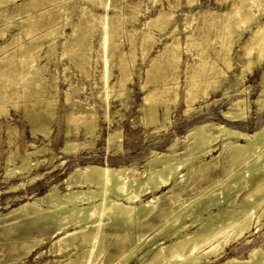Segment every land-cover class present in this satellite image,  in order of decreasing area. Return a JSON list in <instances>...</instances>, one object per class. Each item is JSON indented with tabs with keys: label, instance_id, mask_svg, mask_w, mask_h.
<instances>
[{
	"label": "bare ground",
	"instance_id": "bare-ground-1",
	"mask_svg": "<svg viewBox=\"0 0 264 264\" xmlns=\"http://www.w3.org/2000/svg\"><path fill=\"white\" fill-rule=\"evenodd\" d=\"M1 1L3 0H0V4ZM36 1L38 0H28V3L35 4ZM47 1L46 3L49 4V2L51 3L55 0ZM152 1L155 2L157 0ZM222 1L226 2V0ZM65 3L64 5H66ZM194 3L199 7L197 18H199L201 23L198 22L196 25L199 32L196 36L197 38L189 33L186 34V38H190L189 49L191 48L190 45L193 40L204 51L193 56L192 64H189L187 59L184 61V66H186L185 71H183L186 73H184L185 80L183 78V81H185L183 101H185L186 105L184 113L196 110L192 104L196 100H202L205 102V105H208L209 102L207 99L210 97V94L220 89L223 95L229 99L228 108L227 110H222L221 115L234 125V128L211 122L210 124L201 123L193 125L186 131L184 140L182 141L185 144V152L182 153L184 150L180 151L182 157H178V152L176 153L175 151L177 144L173 142L168 146L169 152L161 153L151 150L150 156L146 159L144 165L142 164V170H139L134 164H118L117 166H113L107 161L102 164L89 162L83 165H76L68 172L66 178L63 180L65 185L63 192L58 190L57 184H52L43 195L31 194L28 197L31 201L24 203L20 201L21 203L14 204V206L17 205L16 207L9 206L10 201L8 200L5 206L7 210L0 212V224L5 223L3 224L4 226L0 225V236L6 237L8 239L7 241L9 239L14 240L15 242L13 244H16L17 240H20V243H17L19 245L26 244L30 238L37 243H41V240L37 238L39 236L38 233L43 231L47 226L54 227L53 234L56 239L52 241L51 246L52 249L55 247V252L63 253L71 247L77 248L81 246V251L74 252V257L67 256L62 264H130L133 259L137 260V264H203L210 262L211 258L217 259L222 255L227 246L243 238L246 233L251 231L254 234L260 230L264 221V122L253 133H247L238 127L242 126L247 118V106L245 104V98L241 94L245 92V89L242 90L239 88L244 82L245 75L251 74L257 66L262 67L260 75L261 86L254 103L259 111H264V0H232L226 8L222 7V9H212L209 7V4L207 7H204L199 0H194ZM207 3H210V0H207ZM218 4L221 3L218 1ZM100 18L104 19L105 16H100ZM166 18H168V15L165 16V14L163 15L160 12L156 16L150 17L147 24L150 27L160 25ZM220 21L223 23H218ZM31 22L32 19L30 18L27 26ZM108 27L107 24H103L102 33L99 36L100 45L104 49L109 41V37L113 35L111 34L109 36L107 32ZM113 27V33L115 34L118 30V25L114 24ZM185 27L189 26L186 25ZM145 30L143 32L144 42H141V51L143 53L149 51L159 41L151 29L147 30L145 28ZM55 31V29H49L45 34L48 36L55 35ZM190 32L192 33V31ZM208 37H210V46H202L201 42ZM118 44L120 45V43ZM171 44L168 41L162 43V48L156 50V56L151 58L150 65L147 68L146 80L148 83L149 80L155 78V75H157L158 71H156L155 64L156 62L158 63L162 53L173 56H169L173 58V61L171 62L170 60L169 63L172 66V70L176 69L175 64L180 59L179 54L173 50L178 47L179 43L176 42L173 46ZM89 45L86 47L81 42L76 41L66 46L69 47V49L67 48L68 57L75 60L76 66L83 67L88 58L85 51L91 49ZM208 47L213 50L212 54L206 51ZM35 48V46H19L16 49L20 51V55L7 58L9 59L6 60L7 62L10 61L12 65L15 62H19L23 67H27L29 72L26 75L23 73L18 76L11 74V76L0 78V98L5 96L7 82H13L17 78L21 85V81L29 80L30 76H34L39 71L33 66L35 62V56L33 54L36 51ZM233 52L234 55L232 54ZM116 53L119 54L120 52ZM125 53L121 52V55L119 54V59L117 63L115 62L118 66L123 64L127 56ZM101 58L104 61L105 69L108 66L107 63L110 56L102 53ZM233 60L238 61V64L236 63L238 65V72H232L233 75L231 78L227 75V70L233 69ZM10 66L11 64L5 67L9 68ZM5 67L2 69H5ZM154 68L156 69L153 70ZM167 70L170 71V69ZM189 70L190 72H188ZM159 71L162 72L161 69ZM119 73L120 76H117L116 80L114 78L115 81L112 82L111 86L102 82L101 95L104 100H107L108 94L115 93L116 96H123L125 98L128 95L130 88L127 87V84L132 82L133 73L125 64ZM176 73L172 72L171 74L173 75H170L174 82V87L166 82V84L163 83L152 88L147 86L148 88L145 89L144 85L140 88L143 91V95L141 103L138 106L139 109H137L143 113L142 120L145 125H155L156 128H163V130L168 127L169 104L170 102H176L179 96L177 91V85L179 84L177 76L179 74ZM167 74L169 76V73ZM104 75L107 76L106 73ZM159 76H162L161 73ZM34 77L36 78V76ZM164 78L161 81L159 78L157 80L162 83V80H167ZM222 78L225 82L221 88ZM25 84L27 85L28 83ZM170 91L171 93L173 92L174 97L172 99L164 97L165 93L168 92L170 94ZM27 94H29L28 91ZM168 94L167 96H169ZM22 98L24 99L25 96L23 95ZM121 102L127 103L125 99H121ZM48 104L50 103L48 102ZM120 106L123 105L120 104ZM159 107H161L163 113L162 120L159 118ZM33 108L23 107L24 116L30 125V133L31 135L33 134V137L37 133L46 136L49 129L48 124L50 120L48 118L50 115L47 113L49 116L46 118L44 116L47 114L43 116L40 114L41 112H36L35 108L34 110ZM107 109L103 113V117L108 122V126H110V122L113 119L109 118ZM47 111L50 112L48 109ZM68 112L69 120L70 122L72 121L74 126L72 127L71 125L74 128L73 135L76 136L78 128L82 126L83 134L85 135L82 143L84 146L91 147L97 136V116L92 110H86L84 114L79 115H72V112ZM116 123L117 128H108L105 144L107 146L106 148L116 145L120 150L123 142V133L119 120ZM214 129L216 131H213ZM157 130L155 129V134L158 132ZM69 133L71 134L72 132L67 129L66 134L68 135ZM12 134L15 133L12 132ZM176 141L178 140L176 139ZM80 142L75 137H67L64 147L61 148V152L68 154L71 151H76L77 148L81 147ZM217 142L219 143L217 147L219 153L213 156L212 151ZM31 146L34 149L30 152L25 150L23 155H19L17 150H13L6 155L7 157L3 167L5 168L6 178H12L16 174H23L32 166L43 162V160L40 161L35 156L40 152L49 150L45 147L37 148L34 146V143H31ZM206 154L211 155L209 161H203L201 158ZM31 156H34L36 160L33 161ZM221 157L224 159V162L223 164L221 163L222 166H219L218 158ZM16 158L20 159V164L15 162ZM61 163L64 162L62 161ZM35 180L36 176H33L29 179V183L31 184ZM200 181H203V184ZM23 185L24 182L21 181L18 184L8 187L9 190H14ZM165 188H167V191L164 190ZM18 198V196H15V199L18 200ZM42 204H44L45 208L42 207ZM146 227H150L148 230L152 229V232L145 234L144 230ZM158 231L162 232L159 233ZM133 233L134 237L132 235ZM131 235L132 238H135L133 241ZM159 235L162 236L158 237ZM109 237H117V250L114 248L116 251L114 250L115 252L113 251V253H111L113 248L109 250L110 253H106L105 251V247L108 245L106 240ZM0 239L2 240L3 238ZM4 242L6 241L4 240ZM127 242H130V245L128 244L129 246H126ZM32 247L24 251L29 254L32 251ZM17 248L19 249L18 246ZM15 252L17 253V251ZM246 254L247 256L242 258L230 256L222 264H264V231L259 243L249 248ZM16 259L18 258L16 257Z\"/></svg>",
	"mask_w": 264,
	"mask_h": 264
},
{
	"label": "rangeland",
	"instance_id": "rangeland-1",
	"mask_svg": "<svg viewBox=\"0 0 264 264\" xmlns=\"http://www.w3.org/2000/svg\"><path fill=\"white\" fill-rule=\"evenodd\" d=\"M3 1L5 2V4ZM3 1H1L0 4V60L2 59L0 61V78L11 76V74H13L14 76L22 75V73L26 75L29 72V69L20 65L19 62H15L12 65L10 61H6L9 60L7 58L10 56L20 55V51L16 49L19 48V46L36 47V51H34L33 53L35 56V62L33 66H35L39 71L34 75L36 76V78L34 76H30L29 80L26 79L25 81H21V85L20 81H18L17 78L14 79L13 82L6 83L5 81V83L7 84L5 86V88H7L5 89V96H3V98H0V212H5L7 210V207L5 206L8 200L10 201L9 206H14V204H17L20 201H22V203L26 201H31L28 199L31 194L41 196L48 190L49 186L52 184H57L58 190L60 192H63L65 190L63 180L66 178L68 172L76 165H83L89 162L102 164L107 161L113 166H117L118 164H134L139 168V170H142L146 159L150 156L151 150L161 153L169 152L168 146L171 145L173 142H176L177 144L175 146V151L176 153L178 152V157H182V153L185 152V144L182 141L184 140L186 131L193 125H198L201 123L210 124L211 122L215 124H223L230 128H234V125L228 122L221 115L222 110H227L229 99L225 95H223V92L220 89L210 94V97L207 99L209 102L208 105H205V102L202 100H196L192 103L193 107H195L196 110L184 113V109L186 108L185 101H183L185 95V81H183V78L185 80L186 74L185 72H183L186 68V66H184V61H186L187 59L188 63L192 64L194 59L193 56L204 51L202 48H199L196 41H193L192 39L191 40L193 42L191 41V48L189 49L188 45L190 44V38H186L187 33L192 34V36L196 37L199 32L196 28V25L198 24V22L201 23L199 18H197L199 7L197 4H193L194 0H157L155 1L156 3L152 0H99L98 2L97 0H70L71 2L69 0H62L63 2L61 0H55L54 2H49V4L46 3L47 0H45L44 2H42L43 0H38L35 2V4L32 3L33 5L30 2L28 3V0ZM199 1L204 7H207V5L209 4V7L212 9H222V7L226 8L232 0H226V2L222 0H210V3H207V0ZM218 1L221 4H218ZM64 3L68 5H64ZM36 5L39 7H37ZM64 6L65 8H63ZM160 12L163 13V15L165 14V16L168 15V18H166L160 25L151 27L148 26L147 22L149 21L150 17L156 16ZM100 16H105V18L101 19ZM30 18L32 19V22L29 26H27ZM218 23L223 22L220 21ZM103 24H107L109 26L107 30L109 36L113 34L109 37V41L107 42L105 49L102 45H100L99 38V36H101L100 34L102 33ZM114 24L118 25V30L115 34L113 33ZM186 25L189 27H185ZM145 28H147V30L151 29L155 37L159 40L158 43L154 44L153 47L149 51H147L148 54H146L147 52L143 53L141 51V42L143 41V32L146 31ZM49 29H55V35H46V31H48ZM190 31H192V33ZM79 35L81 38L79 37ZM173 36H175V40L174 38H172ZM76 41L81 42L86 47L90 44L89 47H91V49H87V51H85L86 56L90 59H86V62L84 63L83 67L76 66V63L74 62L75 60H72V58L68 57L69 47L66 46ZM167 41L172 43L171 46L175 45L176 42L179 43L178 47L174 48L173 50L175 51V53L179 54L180 59L177 64H175L176 69H173L175 72L172 70V66L169 63L170 60L171 62L173 61V58H171L173 56L169 55L171 56L169 57L167 54L162 53L159 57L158 63L156 62L155 64V67L157 69H153H156L159 74L157 72V75H155L156 77L151 79L152 83L151 80H149L148 83L146 78L147 68L150 65V60L152 57L156 56V50L162 48V43H165ZM118 43H120V45ZM209 43L210 37L205 38L204 41L201 42V45L210 46ZM114 44L116 47L114 46ZM62 45H64L65 47ZM185 45L188 47H186ZM209 48L210 47H208V50L206 51L212 54L213 50ZM131 51L132 53H130ZM116 52H120V55L121 52H126L125 54L127 56L121 66H118L116 64L120 56ZM102 53L106 54L107 56H110L107 63L108 66L105 68L106 70L104 69V61L101 58ZM114 54L117 55V58L116 55L114 56ZM232 54L234 55V52ZM3 56L5 57V60L3 59ZM160 59L162 60L160 61ZM164 61L167 63H165ZM161 62L165 64L161 65ZM236 63L238 64V61L233 60V69L227 70V75L231 78L233 73L238 72V65ZM10 64L11 66L7 68ZM124 64L127 65L129 70L133 73L132 82L127 84V87L130 88L128 95L125 98L123 96H116L115 93H113L115 97L113 94H108L107 100H104L101 95L103 83L105 82V84L107 83L108 86H111L112 82L116 80V77L120 76L119 72H121ZM160 65L161 67H159ZM168 65L169 67H171L169 68ZM3 67H5V69H2ZM11 67L13 72L11 71ZM160 69L162 72L159 71ZM167 69H170V71ZM164 71L167 72L165 73ZM261 71L262 67L257 66L251 74L245 75L244 82L239 88L242 90L245 89V92H242L241 94L245 98V104L247 106V118L245 119V123L238 128H242L247 133H253L254 130H256V128L264 122V111H259L257 109L256 104L254 103V100L258 96V93L260 91ZM53 72L54 74H56L54 75ZM170 72H177L176 74H179L177 76L179 84L177 85L178 88L176 87L179 96L176 102H170L171 105L168 103L170 107V111L167 118L169 122L167 124L168 127L163 130V128H156L155 125H145L142 120L143 113L138 110V106L141 103V98L143 95V91L140 88H142L143 85L145 86V89H147L148 87L152 88L154 86H159L163 83L166 84V82L167 84H170L174 87L175 85L171 77L173 74H171ZM188 72H190V70ZM105 73L107 74V76L104 75ZM160 73L162 76H159ZM162 73H164L165 75ZM167 73H169V76ZM163 76L167 77L164 78ZM161 77L167 80H162L161 83L159 82V80H157L159 78L161 81ZM169 77L171 80L169 79ZM44 81L47 83H45ZM23 82L28 84L26 85ZM224 82L225 80L222 78L221 88ZM8 84H10L9 87ZM14 88L15 90H13ZM27 91L30 95L27 94ZM22 94L25 96L24 99L22 98ZM167 94L168 92L165 93L164 97L170 99L174 97V94L173 92L171 93V91L170 94H168L171 97L167 96ZM26 95L29 96L27 97ZM121 99H125L127 103H122ZM46 101L47 104L48 102L50 104L47 105ZM13 102L14 104H12ZM31 102L34 105H32ZM120 104H122L123 106H120ZM172 104L174 105L172 106ZM23 107L29 109L34 107L36 112H41L40 114L43 116L49 113L50 116L48 114L44 116L46 118H48L49 116L48 119L50 120L48 124V133L46 135L47 137L42 135L41 133H37L36 135H34V137L33 134L31 135L30 125L27 121V118L24 116ZM47 109L50 110V112H46ZM106 109L108 111L109 118L113 119L110 122V126H108V122L103 117V113ZM86 110H92L93 113L97 116V136L92 145L93 147L83 145L82 141H84L85 135L83 134L84 131L82 126L78 128L76 136L73 135L74 128L72 127L74 126L72 121L70 122L68 117V111L72 112V115H79L84 114ZM158 111L159 118L160 120H162L163 113L161 107L158 108ZM117 120H119L123 133V142L120 150L116 145L111 146L110 148H106L107 146L105 144V137L107 135L108 128H117ZM67 123H69V125H67ZM67 129H69L72 133H69L67 135ZM155 129H158V132L156 134ZM11 131L15 134H12ZM213 131H216V129H214ZM8 134L10 135V137ZM67 137H75L78 142L81 141V147L77 148L76 151L74 150L75 152L71 151L68 154L61 152V148L64 147L65 140ZM176 139L178 141H176ZM8 141L11 143H9ZM31 143H34V146H36L37 148L45 147L49 150L45 152H40L37 156H35L36 158L40 159V161L43 160V162L32 166L23 174H16L12 178H6L4 171L5 168H3L5 165V159L7 157L6 155H8L13 150H17L19 155H23V152L25 150L30 152L34 149L31 146ZM218 144L219 143L217 142L214 146L215 148L212 151L213 156H216L219 153V149L217 148ZM180 151L183 152L181 153ZM35 157L31 156V159L35 161ZM201 158L203 161H209L211 155L206 154ZM218 160V165L222 166L224 159L221 157L218 158ZM60 161H63L64 163H61ZM15 162L17 164H20V159L16 158ZM33 176H36V180L30 184L29 179ZM21 181L24 182V185L22 187H19L14 190H9V187L11 185L18 184ZM200 182H202L203 184V181ZM164 190L167 191V188H165ZM15 196L19 197L18 200L15 199ZM16 206L17 205H15L14 207ZM42 207L45 208L44 204H42ZM3 224L0 225L4 226ZM47 227H45L43 231L38 233L39 236L36 235L38 236L37 238L41 240V243H37L30 238L27 240L28 244H17L18 242L20 243V240H17V243L13 244V242H15L14 240L9 239V242L7 241L8 239L6 237L0 236V238H3L2 240L0 239V241L2 242H0V264H62L63 260H65L67 256L74 257V252L81 251V246H79L77 248L71 247L69 250H65L63 253H59L57 251L55 252V247H53L52 249L51 246L52 241L56 239V237H54L55 235L53 234L54 227ZM149 228L150 227L145 228V234H149L152 232V229L148 230ZM263 231L264 221L261 225L260 230L257 233L253 234L251 233V231L246 233L243 238L227 246L222 255L219 256L217 259L211 258L210 262H205L203 264H222L230 256H235L239 258L246 257L248 249L252 246L257 245L261 240ZM158 232L160 233L162 231ZM132 235L134 237V233ZM132 235L131 239L133 241L135 238H132ZM161 236L159 235L158 237ZM114 238L109 237L107 239L109 241L106 240V242L108 243V245L106 243L107 246L105 247L106 253H110L109 250H111L112 248L113 249L111 250V253H113L115 249L117 250V237ZM4 240L6 242H4ZM128 244L130 245V242H127L126 246H129ZM17 246L20 250L17 248ZM15 247L17 248V250H15ZM30 247H32V251L27 254L25 251H27ZM22 249L23 251H21ZM3 250H6L7 252ZM15 251H17V253ZM20 254H22L23 256ZM10 257L11 259H9ZM16 257L18 259H16ZM4 260L9 261L5 262ZM130 264H137V260L133 259Z\"/></svg>",
	"mask_w": 264,
	"mask_h": 264
}]
</instances>
